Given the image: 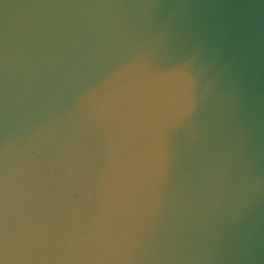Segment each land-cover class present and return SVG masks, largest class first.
<instances>
[{
  "label": "water",
  "instance_id": "1",
  "mask_svg": "<svg viewBox=\"0 0 264 264\" xmlns=\"http://www.w3.org/2000/svg\"><path fill=\"white\" fill-rule=\"evenodd\" d=\"M0 264H264V0H0Z\"/></svg>",
  "mask_w": 264,
  "mask_h": 264
}]
</instances>
